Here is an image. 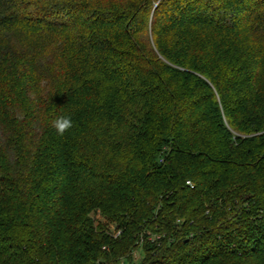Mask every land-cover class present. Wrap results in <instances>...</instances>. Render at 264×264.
Masks as SVG:
<instances>
[{"label": "trees", "instance_id": "obj_1", "mask_svg": "<svg viewBox=\"0 0 264 264\" xmlns=\"http://www.w3.org/2000/svg\"><path fill=\"white\" fill-rule=\"evenodd\" d=\"M7 49L0 264H264V0H0Z\"/></svg>", "mask_w": 264, "mask_h": 264}, {"label": "rangeland", "instance_id": "obj_2", "mask_svg": "<svg viewBox=\"0 0 264 264\" xmlns=\"http://www.w3.org/2000/svg\"><path fill=\"white\" fill-rule=\"evenodd\" d=\"M64 35H60V34H56V35H49V36H36L33 32L32 33H25V32H18L14 35V37L11 38V36H8L9 39H11V41L13 40V42H15L16 44H18V42H22L24 43L25 41L27 42H30L36 46L39 44V41L41 38H45L43 39L40 43L42 45H45L46 46V50H49V53L52 54V55H59L60 52H61V40H62V37ZM14 38V39H13ZM7 39V38H6ZM34 46V47H35ZM19 52V50H18ZM3 56L0 57V59L4 58L5 59V63L7 62L8 58L13 55V53L7 49L6 52H4L2 54ZM39 90H38V93L39 94H43L44 92H42V84L40 83L39 84ZM95 220L97 223H101V224H106V220L103 219L99 214H96L95 216ZM108 227L112 230V232H115V228L113 225H109L108 224ZM135 263L136 264H139L141 263V260H142V253L139 251L137 252L135 255Z\"/></svg>", "mask_w": 264, "mask_h": 264}, {"label": "clouds", "instance_id": "obj_3", "mask_svg": "<svg viewBox=\"0 0 264 264\" xmlns=\"http://www.w3.org/2000/svg\"><path fill=\"white\" fill-rule=\"evenodd\" d=\"M51 123L58 136H63L74 126L70 115H61Z\"/></svg>", "mask_w": 264, "mask_h": 264}, {"label": "built area", "instance_id": "obj_4", "mask_svg": "<svg viewBox=\"0 0 264 264\" xmlns=\"http://www.w3.org/2000/svg\"><path fill=\"white\" fill-rule=\"evenodd\" d=\"M187 184H188V185H190V183H189V182H188ZM117 235H119V233H118Z\"/></svg>", "mask_w": 264, "mask_h": 264}]
</instances>
